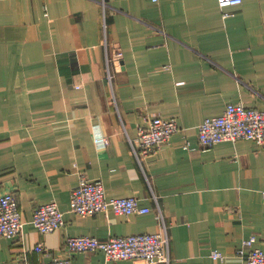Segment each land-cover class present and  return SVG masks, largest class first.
Masks as SVG:
<instances>
[{"label": "crops", "instance_id": "crops-1", "mask_svg": "<svg viewBox=\"0 0 264 264\" xmlns=\"http://www.w3.org/2000/svg\"><path fill=\"white\" fill-rule=\"evenodd\" d=\"M116 45L123 57L109 81ZM230 103L264 110V0H0V193L15 194L24 221L21 237L0 238V264L59 256L67 236L158 232V208L170 264H244L236 251L253 235L264 251V146L198 141L197 126ZM156 116L181 131L137 156L138 129ZM96 125L106 146L94 140ZM83 176L150 212H72ZM51 201L65 224L42 233L33 211ZM72 264L147 263L98 250Z\"/></svg>", "mask_w": 264, "mask_h": 264}, {"label": "built area", "instance_id": "built-area-1", "mask_svg": "<svg viewBox=\"0 0 264 264\" xmlns=\"http://www.w3.org/2000/svg\"><path fill=\"white\" fill-rule=\"evenodd\" d=\"M243 0H219L221 8L236 6ZM228 13H225L227 16ZM113 54L106 56L107 77L113 80L112 64L120 62L123 52L120 46L113 48ZM181 127L175 119L160 116L152 117L145 126H141L137 133V144L132 143L134 152L139 156L155 152L161 145L167 143L173 134L180 132ZM94 140L98 146L109 143L107 135L96 125L93 129ZM198 141L201 148H209L223 141H237L249 139L264 146V110L246 107L242 103H230L219 116L209 117L197 126ZM188 147V142H185ZM264 200V189L262 190ZM71 211L80 216H91L97 213L115 212L118 215L130 216L150 212L148 207L142 206L136 196L110 198L104 184L100 180L83 176L80 183L71 191ZM158 218L161 229L158 232H141L126 236H110L100 239L92 236H67L63 245V254L49 260L35 264H72L76 253H91L101 250L108 260H135L147 264H170L171 248L168 226L160 208ZM32 223L42 233H51L65 224L64 212L56 201H51L35 208ZM24 221L19 210L17 198L13 192L0 193V238H19L23 235ZM255 235L243 241L236 253L243 258L244 264H264V251L254 247ZM43 253L44 248L39 244L34 249ZM212 256L223 260L226 256L214 250ZM23 264L30 263L23 257Z\"/></svg>", "mask_w": 264, "mask_h": 264}]
</instances>
